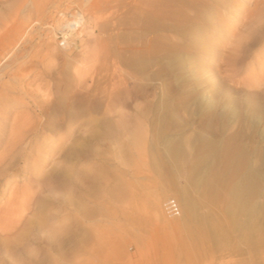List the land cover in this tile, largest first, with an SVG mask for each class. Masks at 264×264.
Masks as SVG:
<instances>
[{
  "label": "rangeland",
  "instance_id": "rangeland-1",
  "mask_svg": "<svg viewBox=\"0 0 264 264\" xmlns=\"http://www.w3.org/2000/svg\"><path fill=\"white\" fill-rule=\"evenodd\" d=\"M0 21V117L68 138L11 178L0 208L39 179L47 199L0 264H264V0H0Z\"/></svg>",
  "mask_w": 264,
  "mask_h": 264
},
{
  "label": "bare ground",
  "instance_id": "bare-ground-1",
  "mask_svg": "<svg viewBox=\"0 0 264 264\" xmlns=\"http://www.w3.org/2000/svg\"><path fill=\"white\" fill-rule=\"evenodd\" d=\"M38 1V0H37ZM7 2V1H6ZM44 2V1H43ZM3 3V2H2ZM40 3H42V1L40 2ZM10 4V3H9ZM22 8V7H21ZM201 8V7H200ZM42 9V8H41ZM20 10V9H19ZM18 11V10H17ZM41 12V11H40ZM18 13V12H17ZM16 13V14H17ZM3 15V14H2ZM9 16V15H8ZM6 18V17H5ZM38 18H39V16H38ZM7 21V20H6ZM1 22V21H0ZM9 22V21H8ZM71 22V21H70ZM69 22V24H67V26L69 27V32L71 33V31H73L72 30V22L70 23ZM64 25V24H63ZM66 26V25H65ZM1 29V28H0ZM85 29H87V28H85ZM88 31V30H87ZM70 33L68 34V35H70ZM1 34V33H0ZM66 39V38H65ZM68 40V39H67ZM66 44V43H65ZM93 51V50H92ZM38 52V51H37ZM86 52V51H85ZM51 68V67H50ZM116 79V78H115ZM24 82V81H23ZM50 83V82H49ZM40 83H38V85H39ZM48 84V83H47ZM28 89V88H27ZM122 91V90H121ZM128 92V91H127ZM49 93V92H48ZM27 95V94H26ZM47 97V96H46ZM33 99V98H32ZM62 99V98H61ZM34 100V99H33ZM110 100V99H109ZM36 101V100H35ZM3 102V101H2ZM49 102V101H48ZM36 106H38V105H36ZM10 108V107H9ZM7 114V113H6ZM116 117V116H115ZM52 118V117H51ZM51 120V119H50ZM48 121V126H52L53 127V122L52 121ZM44 124L42 123V120L41 119H37V120H20V119H18V118H15V119H13L11 122L9 121V119L8 118H5V115L3 116V118H1L0 117V200L8 193V190H9V187H10V184L12 183V181H11V178L16 174V173H19V174H22L21 176H23V174L25 175V172H30V174L32 175V176H37V175H39L41 172H42V167L40 166V168H38V167H36V165H35V167H33V168H30L29 167V162H30V160H31V158H34V159H37V158H35L34 157V155L35 154H33V151L35 150V146H37V144H38V141L39 140H42L44 143H43V145H42V147L40 148V149H37V151H35V152H37V153H39L40 151L41 152H43L44 153V156L45 155H49V152H52V151H54L55 149H57V148H61L62 146H64V145H66L67 144V141H68V138L67 137H65V138H62V139H60L59 140V144H57V148H55V143H53V142H49L48 141V143H46V141L48 140V137H46V136H41V134H43L42 133V130H44L45 129V127L43 126ZM47 126V125H46ZM9 128V129H8ZM7 130H9L8 132H7ZM108 131V130H107ZM68 132V131H67ZM116 135V134H115ZM127 136V135H126ZM116 137V136H115ZM114 137V138H115ZM61 138V137H60ZM117 138V137H116ZM97 139V138H96ZM98 140L100 141V138H98ZM71 141V140H70ZM112 141V140H111ZM72 142H74V141H72ZM113 143L115 142L116 144H113V145H117L118 144V142H116V140H114V141H112ZM99 143H101V142H99ZM70 145H73V146H75V144L74 143H71ZM39 146H41V145H39ZM67 146V145H66ZM81 146H83V145H81ZM133 146H135V145H133ZM65 147V146H64ZM76 148H77V146H75ZM86 147V146H85ZM85 147H82L81 149H76V148H73L72 146H70V148H69V154H68V158L71 160H75L76 162L78 161H81V160H83L87 155H85L86 153V151H85ZM67 148L68 147H66V150H67ZM62 149H63V147H62ZM58 150V149H57ZM132 150V149H131ZM59 151V150H58ZM62 151V150H61ZM64 152L65 151H62V153L64 154ZM60 153V152H59ZM63 154H61V156L63 155ZM40 156V155H39ZM64 157L66 156L65 154L63 155ZM60 157V156H59ZM67 157V156H66ZM61 158V157H60ZM76 158V159H75ZM56 159H58V158H56ZM62 159V158H61ZM63 159H65V158H63ZM78 159H80V160H78ZM46 160V158L44 159H40V161H42L43 163H44V161ZM55 160V159H54ZM61 161V160H60ZM37 162V161H36ZM46 163H47V161H46ZM45 163V164H46ZM61 162H59V163H56V164H60ZM63 163V162H62ZM38 164V163H37ZM56 164H54V167H53V170L52 171H54V170H56L55 169V167H57L56 166ZM24 165V166H23ZM31 165V164H30ZM44 165V164H43ZM62 165V164H61ZM21 166H23V167H21ZM60 166V165H59ZM58 166V167H59ZM62 166H64V165H62ZM81 167V168H80ZM84 167V165H80V164H77V165H72L71 167H65V171H63V172H61V174H66L68 177V179H67V181L69 182V185H68V187L65 189V196L64 197H66L67 196V198H68V200H70V202L71 203H73L74 202V197H76L75 195L77 194V192H78V194H79V192H81L80 194H83L84 195V191H82L83 189H85L86 187V183L89 181V176H88V174H87V169H85V168H83ZM61 168V167H60ZM248 168V167H247ZM251 168H252V166H251ZM44 169V168H43ZM253 169V168H252ZM61 170V169H60ZM60 170H58V171H60ZM63 170V169H62ZM256 171V170H255ZM51 172V171H50ZM244 172V171H243ZM57 173V170H56V172H54L53 174H56ZM90 173V172H89ZM248 173V172H247ZM49 174V173H48ZM52 174V175H53ZM66 175H62V176H66ZM45 176H48V175H45ZM44 176V178H46ZM242 176V175H241ZM48 177H50V174H49V176ZM54 177L55 178H57V175H55V176H53V178H52V180L54 179ZM59 177V176H58ZM95 177H99V175L98 176H95ZM37 178V177H36ZM59 178H61V177H59ZM63 178V177H62ZM255 178V177H254ZM32 179V178H31ZM58 179V178H57ZM40 180V179H39ZM39 180H37V182L34 184V185H31L30 186V188H29V191L31 190L32 192L30 193V194H25V193H21L20 191H19V186L18 185H15V187H13L12 188V190H11V192H10V196H9V199H8V201H6L7 202V204H5V206L4 207H2V208H0V254L3 252V249L4 248H10L11 247V243L14 241H12L11 242V240L12 239H15V237H17V235L18 234H20L19 232L21 231V230H24L25 229V225H27L28 223H31L30 221H29V216L27 217V215L25 214V212H31V214H32V212H35L36 210H35V206H37V205H40V207L42 206V204L40 203V202H42V200H43V198H37V196L39 195V194H43V190H47V189H44V185H42V182L43 181H39ZM56 180V179H55ZM59 180H61V179H58L57 181H59ZM256 180H258V178L256 179ZM46 181V180H45ZM48 181V180H47ZM46 181V182H47ZM62 181V180H61ZM101 181V180H100ZM54 182V181H53ZM52 182V183H53ZM56 182V181H55ZM236 182V181H235ZM48 184H50L49 182H47ZM59 183H61V182H59ZM16 184V183H15ZM57 182H56V187H57ZM89 184V183H88ZM99 184H101L100 182H99ZM240 184V183H239ZM98 185V184H97ZM50 186H54L53 184L52 185H50ZM47 187V186H46ZM253 187V186H252ZM54 189V188H53ZM89 189V188H88ZM88 189L86 190V191H88ZM231 189V188H230ZM233 189H235V188H233ZM28 190V189H27ZM57 190V189H56ZM51 191H53L52 189H51ZM59 191H60V189H59ZM255 191V190H254ZM46 192V191H45ZM55 192V191H54ZM54 192H52V193H54ZM63 192V193H64ZM83 192V193H82ZM229 192H230V190H229ZM239 192V191H238ZM62 193V194H63ZM48 194H49V192H48ZM55 194H56V192H55ZM77 194V195H78ZM85 194H87V193H85ZM58 195L60 196L61 195V193H58ZM243 195V194H242ZM55 195H53V197H54ZM88 196V195H87ZM248 196V195H247ZM250 196V195H249ZM39 197V196H38ZM46 197V196H45ZM49 197V196H48ZM61 197V196H60ZM64 197H63V199H64ZM81 197V196H80ZM84 197V196H83ZM251 197V196H250ZM254 197V196H253ZM257 197V196H256ZM55 198V197H54ZM230 198H232V197H230ZM242 198V197H241ZM264 198V197H263ZM42 199V200H41ZM45 199H47V198H44V200H43V203H44V201H46ZM76 199V198H75ZM72 200H73V202H72ZM86 200V199H85ZM65 201H67V200H65ZM78 201V200H77ZM77 201H75V202H77ZM82 201V198L80 199V202ZM67 203V202H66ZM82 203V202H81ZM80 203V204H81ZM245 203H246V201H245ZM248 203V202H247ZM250 203V202H249ZM76 204V203H75ZM75 204H72L73 206L75 205ZM79 204V205H80ZM84 204V203H83ZM66 205H70V204H66ZM85 205H87V204H85ZM96 206H98V205H96ZM78 207H80V208H83V207H81V205L80 206H78L77 205V208ZM72 208V207H71ZM70 208V209H71ZM76 208V209H77ZM79 208V211H81V212H86V211H83V210H81ZM85 208V207H84ZM83 208V209H84ZM65 209V208H64ZM72 209H74V208H72ZM71 209V210H72ZM76 209H74L75 210V212L77 211ZM90 209V208H89ZM255 209V208H254ZM37 210H39V209H37ZM74 210H73V212H74ZM78 211V212H79ZM36 213V212H35ZM34 213V214H35ZM38 213V212H37ZM83 213V214H84ZM89 213V212H88ZM47 214V213H46ZM79 214V213H78ZM251 214V213H250ZM69 215V214H68ZM76 215H77V213H76ZM33 216V215H32ZM81 216V215H80ZM248 216V215H247ZM75 217L76 216H73L72 215V217L71 218H74L75 219ZM79 217V216H78ZM82 217H83V215H82ZM39 218V217H38ZM71 218H70V220H71ZM42 219H44L43 217H42ZM42 219H41V221H42ZM82 219H84V217L82 218ZM45 220H46V218H45ZM69 220V221H70ZM76 220V219H75ZM240 220V219H239ZM79 221V220H78ZM249 221H250V219H249ZM75 222V221H74ZM38 223H41L40 222V218H39V220H38ZM45 223V222H44ZM76 223V222H75ZM78 223V222H77ZM76 223V224H77ZM80 223H81V221H80ZM170 223H172L171 221H170ZM175 222H173V224H174ZM237 223H239V222H237ZM67 224H71V223H67ZM66 224V225H67ZM79 224V223H78ZM82 224V223H81ZM74 225V224H73ZM84 225H86L85 223H84ZM42 226H44L45 227V225L44 224H42ZM68 226V225H67ZM35 227V226H34ZM36 227H38V226H36ZM40 228H41V226H39ZM62 227H64V226H62ZM73 227V226H72ZM75 227V226H74ZM40 228H38V229H40ZM79 228V227H78ZM41 229H45V228H41ZM63 229V228H62ZM70 229H72L71 227H70ZM95 229V228H94ZM98 229V228H97ZM238 229V228H237ZM66 230H67V227H66ZM74 230V229H73ZM84 230V229H83ZM82 229H81V231L79 230V234H80V232H82L83 231ZM85 230H86V228H85ZM99 230V229H98ZM43 231V230H42ZM58 231H59V229H58ZM61 231H63V230H61ZM68 231V230H67ZM55 232H56V228H55ZM69 232V231H68ZM71 232V231H70ZM72 232H74V231H72ZM78 232V231H77ZM76 232V233H77ZM101 232V231H100ZM52 233H54L53 231H52ZM51 233V234H52ZM61 233V232H60ZM63 233H64V231H63ZM83 233V232H82ZM81 233V234H82ZM56 234L57 233H55V234H53L54 236H55V239H57L56 238ZM66 234H68V233H66L65 232V234H62L63 236H65ZM238 234V233H237ZM73 235V234H72ZM71 235V236H72ZM77 235V234H76ZM53 236V237H54ZM63 236H61V237H63ZM70 236V237H71ZM74 236H75V234H74ZM74 236H72V237H74ZM80 236V235H79ZM78 236V237H79ZM85 236V235H84ZM58 237V236H57ZM82 237H83V235H82ZM64 238V237H63ZM63 238H61L60 240H62ZM67 238V237H66ZM65 238V239H66ZM69 238V237H68ZM75 238H77V237H74V239ZM83 238H85V237H83ZM51 239V238H50ZM70 239V238H69ZM82 238H81V236H80V239L79 240H77V241H79L80 243H82V241L83 240H81ZM17 240L18 239H16V242H17ZM52 240V239H51ZM57 240H59V239H57ZM63 241H64V239L62 240V243H63ZM86 241V240H85ZM85 241H83V242H85ZM51 242V241H50ZM53 242V241H52ZM51 242V243H52ZM61 241H58V243H59V245H58V247L59 246H61V245H63L62 243H60ZM78 242V243H79ZM57 243V244H58ZM66 243V242H65ZM64 243V244H65ZM77 243V244H78ZM86 243V242H85ZM61 244V245H60ZM84 244V243H83ZM74 245V244H73ZM81 246V244L80 245H78L77 246V249H79L78 247H80ZM84 246H86V244L85 245H82L81 247H83V248H86L87 249V247H84ZM61 248V247H60ZM80 249H82V248H80ZM86 249H82L84 252H85V250ZM5 250V249H4ZM61 251H63L62 249H61ZM76 251H78V250H76ZM5 252H6V250H5ZM15 253V252H14ZM62 253V252H61ZM7 254H8V252H7ZM18 254H19V252H18ZM30 254V253H29ZM40 254V253H39ZM69 254V253H68ZM81 254H83V253H81ZM9 255V254H8ZM31 255V254H30ZM78 255H80V254H78ZM77 255V259H79V256ZM1 256V255H0ZM27 256V255H26ZM61 256H63V254L61 255ZM61 256H59L60 257V259L62 258ZM65 256V255H64ZM71 256V255H70ZM76 256V255H75ZM84 257H85V254L83 255ZM12 257H13V255H12ZM31 257V256H30ZM81 257V256H80ZM14 258V257H13ZM19 258H21V257H18V260H17V263L18 264H20L19 262H20V260H19ZM29 258V257H28ZM35 257H33L32 259H34ZM68 258V257H67ZM73 258H75V257H73ZM2 259V258H1ZM15 260L17 259V258H14ZM23 259V258H22ZM38 259H40V258H38ZM37 259V257H36V259H35V261L36 260H38ZM41 259H43V258H41ZM63 259V258H62ZM77 259H75V260H77ZM82 259V258H81ZM81 259H79V260H81ZM86 259V258H85ZM84 258H83V260L80 262L81 264H83V262L85 263V260ZM64 260V259H63ZM79 260H78V262H79ZM22 261V260H21ZM69 261V260H68ZM23 262V261H22ZM63 262H65V260L63 261ZM70 262H71V260H70ZM76 262V261H75ZM16 263V264H17ZM23 263H25V262H23ZM22 264V263H21ZM31 264H33V263H31ZM34 264H36V262H34ZM37 264H40V262H38ZM73 264V263H72Z\"/></svg>",
  "mask_w": 264,
  "mask_h": 264
},
{
  "label": "built area",
  "instance_id": "built-area-1",
  "mask_svg": "<svg viewBox=\"0 0 264 264\" xmlns=\"http://www.w3.org/2000/svg\"><path fill=\"white\" fill-rule=\"evenodd\" d=\"M165 211L170 217H176L180 214L179 205L175 200H170L165 204Z\"/></svg>",
  "mask_w": 264,
  "mask_h": 264
}]
</instances>
